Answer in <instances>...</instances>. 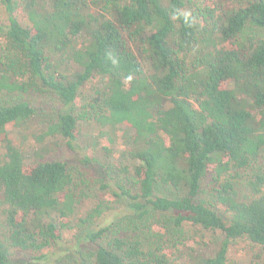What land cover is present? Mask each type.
I'll use <instances>...</instances> for the list:
<instances>
[{
    "label": "trees",
    "instance_id": "16d2710c",
    "mask_svg": "<svg viewBox=\"0 0 264 264\" xmlns=\"http://www.w3.org/2000/svg\"><path fill=\"white\" fill-rule=\"evenodd\" d=\"M30 93L56 100L31 163L11 136ZM119 125L131 214L93 230L101 201L75 225L89 175L49 141L97 127L111 154ZM75 228L90 254L62 264H233L234 241L264 264V0H0V264H39Z\"/></svg>",
    "mask_w": 264,
    "mask_h": 264
},
{
    "label": "rangeland",
    "instance_id": "374dc122",
    "mask_svg": "<svg viewBox=\"0 0 264 264\" xmlns=\"http://www.w3.org/2000/svg\"><path fill=\"white\" fill-rule=\"evenodd\" d=\"M141 60L149 70L150 66L147 61H144L143 58ZM26 97L32 105L39 109V113L30 121L23 123L21 128L12 131L11 136L15 143L22 147L28 157L27 161L31 163L39 161V158L35 155L38 147L35 143L34 135L38 134L39 124L46 117L52 115L53 108L56 107V100L50 95L34 93H30ZM57 110H60V107H57ZM133 134V129L125 125H119L116 132L111 134V137L117 141L111 154H106L103 150V147L107 145L106 137H99V129L97 127L86 129L78 140L72 142V148L64 141L58 142L57 146L54 145L56 140L49 141L52 151L46 155L47 159L64 160L73 170H81L89 175V185L84 186L85 192L82 194L84 196L83 210H80L77 214L75 225L79 223L80 218L86 216V208H90L101 201H107L113 209L105 210L101 218L98 219L96 226L91 228L93 230L131 214L124 205H121L115 199L113 192L120 193L117 188L118 184H125L129 188L133 180L131 168L130 173L127 175L122 170V165L128 164L126 160L124 161L122 154L124 151L127 152L132 149L133 146L130 139ZM88 231H80L79 228H75L67 232L63 242L51 251V256L45 261L39 262V264H62L67 261L71 263L74 260H81V257L83 259L85 255H89V247L83 242ZM220 240L221 238L218 235H206L204 243L200 246H195V250L200 254L210 255ZM245 249H247L245 242H233L230 249V259L233 264H251V256L246 253ZM14 262L17 264H34V262H31L18 252L14 254Z\"/></svg>",
    "mask_w": 264,
    "mask_h": 264
}]
</instances>
